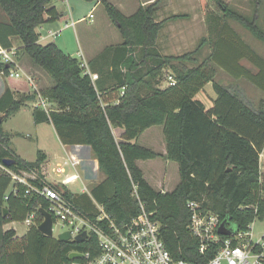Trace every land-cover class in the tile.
<instances>
[{
    "label": "trees",
    "instance_id": "1",
    "mask_svg": "<svg viewBox=\"0 0 264 264\" xmlns=\"http://www.w3.org/2000/svg\"><path fill=\"white\" fill-rule=\"evenodd\" d=\"M83 1H100L122 39V43L113 48L117 62H110L112 72L107 77L108 68L99 72L106 80L105 88L99 80L93 82L83 73L78 59L64 53L54 43H38L37 27L64 18L62 4L53 0H0V11L5 17L0 19V46L11 49L10 40L18 38L21 41L18 52L46 73L52 83L40 93L19 98L7 86L0 96V116L3 117L0 123V264H70L71 252L95 249L93 239L61 241L42 235L37 229L43 220L39 211H47L49 203L31 188L47 184L40 171L46 156L37 152L34 162L22 161L10 148L9 135L1 128L4 119L18 112L26 102H34L37 94L55 104L56 109L48 113L33 109L34 123L52 125L63 145L88 146L97 160L98 170L105 179L91 187L90 197L121 224L139 213V202L132 196V184L136 185L139 200L159 223L161 239L172 258L207 264L214 248L199 252L198 242L188 230L190 214L186 204L199 202L203 210L217 214L234 232L247 231L254 220L264 216L261 196L264 183L259 170V155L264 148V110L251 109L230 88L212 82L214 55L221 39L210 41L212 51L201 63L197 55L209 42L205 38L193 51L180 56H164L159 52L157 39L164 23L180 19L182 15L156 23L155 4L140 7L133 15L125 17L105 0ZM212 1L222 12L221 19L235 21L264 43V33L256 25L255 17L249 20L232 10L224 0ZM200 3L204 6V0ZM217 15L211 16L214 24L219 19ZM223 42L230 53L227 59L233 58V51L236 55L240 53L227 45L225 38ZM248 52L247 55L252 54ZM243 57L246 55L241 54L240 58ZM232 60L238 65V59ZM256 65L263 67L264 63ZM10 68L0 65V72L6 75L12 88L26 92L27 81L9 78ZM165 70L172 73L175 85L161 89L159 84ZM244 76L253 80L250 75L244 73ZM208 83H212L216 98L206 110L194 97ZM154 126H162L165 158L178 166L179 182L170 192L154 190L137 166V161L162 156L136 142ZM115 128L123 130L121 141L113 135ZM4 159L15 162L6 167L2 163ZM8 172L17 177L26 172L33 177L21 183ZM50 186L62 190L75 207L94 218L95 210L86 194L76 196L65 186ZM31 214L35 219L22 238L18 239L12 229L4 230L6 224L24 222Z\"/></svg>",
    "mask_w": 264,
    "mask_h": 264
},
{
    "label": "crops",
    "instance_id": "2",
    "mask_svg": "<svg viewBox=\"0 0 264 264\" xmlns=\"http://www.w3.org/2000/svg\"><path fill=\"white\" fill-rule=\"evenodd\" d=\"M105 1L110 3L112 6H114L125 17H129V16L133 15L137 11V9L140 7H146V6L155 4L156 5V14H155V22L156 23L162 22L165 19L167 20L171 16H176V15H182L183 16L184 10H185V12L188 11L191 14H193V16L191 15L192 17H190L189 14L186 13L180 19H176V20L169 19L164 23V25L162 27V32L165 35V39H167V41L169 42L167 45L169 48L172 47L170 45V42H171L170 40L173 39L175 42L177 40V37H176L177 33L171 32V30L173 28V26L171 24H176V22L181 21V20L186 22V24H188V22L191 24L194 19H196V20L200 19V17L196 14L197 13L196 7H198V6H196L194 4V2H196V1L198 3V0H181L182 2L180 4V7H178V4H176V0H105ZM191 1H192V4H191ZM207 1L208 0H204L203 8L206 7ZM56 2H57V4H59L58 0H56ZM60 2L65 9V12L63 14L64 18L57 20L56 22H53V23L46 22V23L40 25L39 27H37L36 32L39 36L38 37V43L40 45H47L49 43H54L64 53L78 59L81 62V64H82V60H83V62L87 65V68H88L90 74L95 75L97 77L96 80L100 81L101 87L102 88L107 87V85H105L106 82H104L106 80L99 76V72L101 70L106 71L108 68V70L106 71V77H107L110 74L109 72H112L111 71L112 65L110 64V62H112V63H113V61L117 62V60H115L116 58H115V53H114L113 48H115L116 46H119L122 43V39L119 35L118 30L112 25L110 19L108 18V16L105 13V10H104L103 6L101 5L100 1L86 2L83 0H64V1H60ZM227 2H228V0H226V3ZM235 4H236L235 6L240 7V5H238L239 3H235ZM254 6H255L254 9H256L257 6L260 7L261 2H259V0H257L255 2ZM182 8H183V11H179V12L177 11L178 9H182ZM77 10L83 11V12L77 13ZM82 14H84V15L81 17ZM74 16L76 17V19H73ZM255 18H256V16H255ZM190 19H192V20H190ZM69 22H73L74 25L72 27L64 29L63 28L64 24L69 23ZM81 24H87L88 26L83 28L81 26ZM192 25L193 24H191L190 26H192ZM225 25L226 24H212V26L210 27L211 32H212L211 35L215 38L214 40H217V39L220 40L221 39L220 43H222V46L225 45V43L223 42L224 38L227 41L229 39L235 40L233 43L237 47H234L233 49L239 48L240 50L239 49L238 50L240 51V53H238L237 55L235 54L236 56L234 55V59H236V60L238 59L239 62H241V60H242V58H240L241 54H245L248 52V50L251 51V49L245 48V47L243 48L241 46V43L239 42V40L242 41V39L239 36L235 27H232L231 24H227V27H225ZM69 29H72V32L69 31ZM212 29L215 31H213ZM50 30L51 31L59 30L60 34L56 38H51L47 35L48 31H50ZM169 30H170V32H169ZM71 35L73 36L74 41L78 46V51L75 54H70L66 51V50H70L69 44H70V40H71ZM237 36H238L239 40L237 39ZM160 37H161V34L159 33V36L157 39V45H158V41L160 42ZM202 39L203 38H201V40ZM10 41H11L12 48H13L15 41L13 38ZM210 41L211 40L209 39V42ZM20 47H18V49ZM201 51H202V49L200 50L199 53H201ZM159 52L164 56L172 55V54L163 53V51H159ZM103 53H105V55L103 56V58H100V56ZM233 53H235V52L233 51ZM224 54L225 53L222 52V57L224 56ZM22 55H24V54H21V53H20V55L16 54L15 64H16L17 68L20 67L19 70L24 75H26L27 78H31L35 89L39 93L42 90H46V89L50 88L51 83L48 86L41 87L42 82H40L38 84L37 81H35V80L39 81L37 75L42 77V78H44V76L39 70H37L35 67H33L31 65V63H26L27 61L25 60V58L21 57ZM26 59L28 60L27 57H26ZM117 68H119V69H121V71H123L121 66H118ZM248 69H250V64H246V65H243V63H242V65H240V64L236 65L235 64V69H233L234 71H232V72L239 76V75L244 74V73L247 74L249 71ZM45 75H46V73H45ZM229 80H231V82L226 84L227 85L226 87L230 86L229 88L231 89V91L235 92L239 96V98H241L251 109L257 110V108L258 109L263 108V110H264V97H262L257 92V90H255L256 89L255 87L254 88L251 87L252 83L249 82L250 83L249 84L248 80L241 81L240 77L238 79H234V81L230 77ZM107 83H108V81H107ZM8 87L14 92L18 91L17 89L12 88L11 85H9ZM208 87L210 89H212V86H209V84H206L202 88V90L198 94H196L194 97L195 100L200 101L204 105L206 110H208L212 106L213 100H215L216 95L214 98V96H211V94L208 95V92H207V103H205L203 101V98H201V97L198 98V96H199V94H203L204 91H207L205 89ZM35 93H37V92H35ZM208 97L210 98L209 101H208ZM32 103H34V102H31V104ZM31 104L28 106H30V108L34 109L33 108L34 106L32 107ZM51 106H55V104H51ZM54 109H56V108H54ZM54 109H52V110H54ZM41 124H47V123H41ZM112 132H113V135L115 133H117V136H118L117 138L119 141H121L120 137L123 133V130L120 128H115L112 130ZM56 136H57V134H56ZM114 137H115V135H114ZM58 141L61 145V149L57 153L53 154V156L51 158L48 154L45 153L46 159H45L44 163L42 164L41 170H40L41 176L43 177V181L45 183L50 184V185H56V186L60 185V181L63 178H61L60 180L48 181L47 175L50 174L51 178L53 177V174L60 176V174H57L55 172V170L58 167H63L66 171L65 174L66 173L67 174L73 173V174H76L78 176L77 180H75L74 182L68 183L67 185H65V187L72 194H74L76 196H79V195L83 194L84 192L89 193V190L91 188L90 189H88V188H89V185L91 184V182H93V181L86 180L84 182V180H85V179H83L84 175L81 174L79 171L80 167L83 166L84 164L87 167H90L92 165L91 172L88 174L89 177L85 175L87 179H90L91 176H95V178H98V179L100 178V181L94 182L95 183L94 185L104 181L105 176L101 172L99 174L97 173V171H99L98 170V163H97V160L94 158V156L91 152V149L88 146H83V145L69 146V145H63L59 139H58ZM162 148H164V151L161 153V155H162V157H164V159L166 161L165 165L163 167L161 165H156V166L152 165V170L155 171V173L162 175L163 179H161V178L160 179L163 180V182H164L166 180L170 181V170H171L170 168L171 167L169 168V166L171 164H173L174 162H171L165 158L167 153H166V146H165V144H163V142H162ZM51 163H55V166H54V168L51 167L52 169L50 171V164ZM138 163H139V161H137V166L140 169ZM263 166H264V148L262 150V153L259 155V170H260L261 178H262V173H264L263 172L264 171ZM162 170H163V172H162ZM172 170L174 172L175 171L178 172V166L174 165L172 167ZM62 177H64V175H62ZM143 178H144V176H143ZM161 180L156 181L154 179H151V183L153 185H157L158 190H156L154 188V186L152 184H150L147 180L146 181L154 190L161 191V192L172 191L179 182V180H178L176 183H174V185L171 187L170 190H166V189H163L164 188L163 182ZM78 183L81 184L80 191L77 192V191L72 190L71 188H74V186L77 185ZM18 223H23V222H18ZM13 224H14V222L6 224L4 226V230L12 229L15 231L16 228L13 227ZM27 229H28V227L26 228L25 232L23 233V236L26 234Z\"/></svg>",
    "mask_w": 264,
    "mask_h": 264
},
{
    "label": "rangeland",
    "instance_id": "3",
    "mask_svg": "<svg viewBox=\"0 0 264 264\" xmlns=\"http://www.w3.org/2000/svg\"><path fill=\"white\" fill-rule=\"evenodd\" d=\"M224 1L226 2V0H224ZM256 1L257 0H228L227 3L229 5V7H231L232 10L236 11L237 13L241 14L242 16L247 17L249 20H251L252 18H254L256 16V19H257L256 25L264 33V0H259V2H261V6L260 7L257 6L256 9H254L255 8L254 5H255ZM181 2H182L181 0H176V4H178V7H180ZM58 3L61 4L60 1H58ZM235 3H239L238 5H240V7L235 6L236 5ZM191 4H192V1H191ZM194 4L196 6H198V7H196V10H197L196 14L200 17V19H197V20L194 19L193 22L191 23V24H193L192 26H190L191 24L189 22H188V24H186V22H184L183 20L176 22V24H171L173 26V28H172L173 31L171 30V32L177 33L176 42L173 39L170 40L171 41L170 45L172 46L171 48H169L167 46L169 42L167 41V39H165V35L161 30L160 42L158 41V45H157V48L159 49V51H163V53H167V54H172V55H168V56H180L186 52L193 51L198 46V44L201 42V38H205V39H207V41L209 39L214 40L215 38L211 35L212 32L210 30L211 25L214 24V21L213 22L211 21V16L214 14H216V15L218 14L217 16H219V19L217 21V24H231L232 27L236 28L239 36L241 37V39L245 45V47L251 49L252 54L247 55L249 52L242 54L243 56L246 55V57H243L241 62L243 63V65L250 64V69H248L249 71H248L247 75L252 76L253 80L249 81L250 80L249 79L248 83L249 82L252 83L251 87L252 88L255 87L256 88L255 90H257V92L262 97H264V91H263L264 89L262 88V86H264V66L258 67L256 65V64H259L261 62L264 63V43L257 40L256 38H254V36L251 33H249L247 30H245L242 26H240L235 21H232V20L226 21L225 19H221L220 15L222 14V12L217 9V7L215 6V4L213 3L212 0H208L206 3V7H204V8L201 5L199 0H198V3L196 1V2H194ZM177 11L178 12L183 11V8L178 9ZM82 12L83 11L77 10V13H82ZM183 13L189 14L190 17L193 16V14H191L190 12H188V11L185 12V10L183 11ZM184 14H183V16H184ZM83 15L84 14H82L81 17ZM3 18H5V17L0 11V19H3ZM73 19H76V17L74 16ZM192 19H190V20H192ZM81 26L83 28H85L88 25L87 24H81ZM69 31L72 32V29H69ZM169 32H170V30H169ZM13 39L15 41L13 48L16 50V53L18 55H20V53L18 52V50H19L18 47L21 46V41L18 38H13ZM234 41L235 40L229 39L227 41V44L229 46H231L232 48L237 47L233 43ZM217 46H218V48H217ZM217 46H216V51H215V55H214V59H215L214 65L215 66L213 67L214 68V75H213L212 82L219 83V84L224 85L226 87L227 86L226 84L231 82V80H229L230 77L234 81V79H238V77L240 75L238 76L237 74H234L232 72V71H234L233 69H235V63H234V60H232V59H234L235 53H233L234 55H233L232 59H227L230 56V53L228 51V47L227 46L222 47V43H220V45H217ZM69 49L70 50H66V51L70 54H75L78 51V46L75 43L72 35H71V40H70V44H69ZM234 50H237V49H234ZM211 51H212V48L210 47V42H206V44L202 48L201 53H199L197 55L198 63H201L204 59H206L209 56V54L211 53ZM222 52L225 53L223 57H222ZM21 57L25 58V60L27 61L26 63H31V61L29 59L28 60L26 59V56L22 55ZM251 58H253V60H251ZM241 62H238V64L242 65ZM82 64H85L83 62V60H82ZM31 65L33 67H35L32 63H31ZM12 68H14L13 70L16 72L19 71V73L21 74V77L25 81H27V86H28V90L26 92H23V91L22 92L21 91L14 92L15 97L19 98L20 96H26V95L33 94L32 90H34V89L32 87V84H31V82H28L27 76L24 75L19 70L20 67L17 68V66L13 65ZM35 68L37 70H39L44 76V78H42V77L37 75L39 81L38 80H35V81H37L38 84L40 82H42L41 87L48 86L51 83V80L49 79L47 74L45 75V73L42 70H40L37 67H35ZM226 69H228V70L231 69V70L228 71ZM83 71H84V69H83ZM8 74H9V72H8ZM165 74L172 75V73L169 70L163 71L162 77H161V82L159 84V87L161 89H164L166 87V85H165L166 81H165V77H164ZM240 78H241V81L247 80L246 77L244 76V74ZM254 80L257 81V82H255V84L253 83ZM208 84H209V86H212V83H208ZM9 85H11V84H9V80L6 78V75L3 73V71H1L0 72V96L3 94L4 89ZM51 85H52V83H51ZM229 87L230 86H228V88ZM205 90H207V91H204L203 94H199L198 98H200V97L203 98V101L205 103H207V92H208V95L211 94V96H214V98H215V93L209 87L206 88ZM209 99L210 98L208 97V101H209ZM29 103L31 104L30 101L26 102L25 106L23 108H21L18 112L14 113L13 115L4 119V121L1 125V128L3 131H5L9 135V146L14 151L15 155L19 159H21L22 161L30 163V162H34L36 160L37 152H42L44 154L46 153L51 158L53 156V154L57 153L61 149V145L58 141V138L56 136L55 130H54L52 125H50V124H35L34 123L33 114H32L33 109L30 108V106H28V105H30ZM34 103H35V101H34ZM34 103L31 104L32 107L34 106ZM50 108L54 109V108H56V106H51ZM114 135H115L116 139L118 140L117 133H115ZM136 142L143 147H146L148 149H151V150L156 151V152L161 154L164 151V148H162V142H163V144H165L162 126H154V127L149 128L141 136H139L136 139ZM165 162L166 161H165L164 157L161 156L160 158H157L154 160L139 161L138 165L143 172V176H144L145 180H147L150 184H152L151 179H154L156 181L163 179L162 175L157 174V173H155V171L152 170V165L153 166L161 165L163 167L165 165ZM174 165L177 166V164H175V163H173L169 166V168L171 167L170 168L171 169L170 170V181L166 180L163 182V180H161L163 182V187H164L163 189L170 190L171 187L174 185V183H176L179 180L178 172L177 171L174 172L172 170V167ZM54 166H55V163L50 164V171L52 168H54ZM91 168H92V165L90 167H87L84 164L79 169L80 173L84 175L83 176V179H85L84 182L86 180L93 181L89 185L88 189H90L95 184L94 182L100 181V178L99 179L95 178V176H91L90 179L86 178V176H88V174L91 172ZM263 168H264V166H263ZM162 172H163V170H162ZM97 173L99 174L100 171H97ZM31 177H33V175L31 173L23 172L20 174L19 178L22 180H25V179L31 178ZM47 178H48L47 179L48 181H52V180H60L63 177H62V175L59 176V175L53 174V177L51 178V176L49 174V175H47ZM261 180L264 183V173H262ZM54 186H56V185H54ZM57 186H59V185H57ZM80 186H81V184L78 183L77 185L74 186V188H71V189L79 192ZM153 186L156 190H158L157 185H153ZM83 194H86V197H88L90 202H91L90 205H92V209L95 210L96 205L98 203H96L90 197V193L84 192ZM261 196L264 198V193H262ZM13 227L16 228L15 231H16V236L18 239L23 236V233L25 232V230L27 228V226L24 223H18V222H14ZM231 227L234 228V224H232ZM251 229H252V232H251L252 240L258 241L260 239V237L262 236V234L264 233V216L261 219L254 220V222L251 224ZM60 232H61V226L58 224H55L54 225V233H53L52 237H50V238L58 239L57 236Z\"/></svg>",
    "mask_w": 264,
    "mask_h": 264
},
{
    "label": "built area",
    "instance_id": "4",
    "mask_svg": "<svg viewBox=\"0 0 264 264\" xmlns=\"http://www.w3.org/2000/svg\"><path fill=\"white\" fill-rule=\"evenodd\" d=\"M73 25V22L65 23L63 28L67 29ZM59 34V30H50L47 35L56 38ZM16 54L14 48L5 49L0 46V65H6L8 68L10 65L16 66ZM81 66L84 69L83 72L94 82L97 77L90 74L85 64ZM13 69H9V78H22L19 71L16 72ZM164 77L166 87L175 85L172 75L165 74ZM27 79L31 82L33 91L38 93L31 79ZM122 95L123 89L120 91V96ZM50 107L51 104L45 98L39 94L36 95L34 109L48 113L52 110ZM55 172L64 175L59 186H65L78 179L76 174H65L63 167L56 168ZM9 174L15 180L25 183V180ZM31 189L49 203L47 212L53 220L52 234L54 225L58 224L61 226V232L57 237L68 232L70 234L68 241H75V237L86 233L85 240L89 238L94 240L95 249H87L82 253L71 252L78 253L81 257L71 260L70 264H193L172 258L161 239L159 223L152 219L151 213L145 211L134 184H132V196L139 202V213L121 224L116 223L100 204L96 205L94 218L87 216L63 195L62 190L54 189L50 184ZM186 207L190 214L188 230L197 240L199 252L204 253L214 248L213 257L207 264H264V233L258 241H253L251 225L245 232H234L224 221H221L217 214L203 210L199 202L188 201ZM34 219L35 215L31 214L23 223L29 227ZM222 223L231 230L230 236L218 234V228Z\"/></svg>",
    "mask_w": 264,
    "mask_h": 264
},
{
    "label": "water",
    "instance_id": "5",
    "mask_svg": "<svg viewBox=\"0 0 264 264\" xmlns=\"http://www.w3.org/2000/svg\"><path fill=\"white\" fill-rule=\"evenodd\" d=\"M53 1H56V0H53ZM7 68H8V66H7ZM2 118L3 117L0 116V123L2 121ZM14 162L15 161L13 159H4L2 161L3 165L6 167L10 166L11 164H14ZM39 212L42 215L43 220L37 228L38 231L46 237H52V235H53L52 234L53 220H52L50 213L45 211V210H40ZM2 213H3V217H5L7 215V210L4 208L2 210ZM218 234H220L222 236H230L231 230L227 229L225 227L224 223H222L218 228ZM86 237H87L86 233H82V234L78 235L77 237H75L74 240L76 242H81V241L85 240ZM58 239L61 241H68L70 239V234L68 232L63 233V234L59 235ZM80 257H81V255L78 253H70L69 254V259H71V260H74V259H77Z\"/></svg>",
    "mask_w": 264,
    "mask_h": 264
},
{
    "label": "bare ground",
    "instance_id": "6",
    "mask_svg": "<svg viewBox=\"0 0 264 264\" xmlns=\"http://www.w3.org/2000/svg\"><path fill=\"white\" fill-rule=\"evenodd\" d=\"M96 170V169H95Z\"/></svg>",
    "mask_w": 264,
    "mask_h": 264
}]
</instances>
